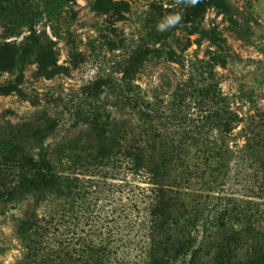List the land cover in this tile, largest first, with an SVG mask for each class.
<instances>
[{"label":"trees","instance_id":"trees-1","mask_svg":"<svg viewBox=\"0 0 264 264\" xmlns=\"http://www.w3.org/2000/svg\"><path fill=\"white\" fill-rule=\"evenodd\" d=\"M33 1L37 11L49 16L60 3ZM6 2L5 18L10 23L31 10V0ZM127 7L123 1H92L94 11L116 18H121ZM209 8L227 9L228 2L186 0L176 13L153 14L144 43L117 62L116 99L137 117L138 124L108 125L99 110L91 111L86 118V139H72L63 145L74 152L81 149L84 155L77 156L74 165L83 170L68 173L73 168L68 160L74 152L26 156L32 179L23 173L14 186L0 184L2 214L32 199L17 227L33 257L27 264H203L202 258L212 251L217 264L225 254L248 250L256 242V208L240 210L230 218L225 207V213L213 220L207 219L204 211L205 200L210 199L207 192L224 185L237 157L255 160L264 171V114L248 120L240 133L244 143L239 146L240 135L234 131L242 120L214 83L204 84L206 78L191 81L187 95L178 90L176 100L164 109L146 100L135 83L143 65L156 53L155 47L179 27L195 26ZM51 58L40 41L27 42L13 62L19 76L15 83L0 86V97L17 94L33 106L39 105L38 100L28 99L18 84L32 59L44 66ZM114 85L112 77L99 78L84 93L96 101ZM188 97L203 105L200 112L185 108ZM180 117L190 122L186 130L179 131L175 125ZM58 126L59 121L53 119L37 128L33 137L45 142ZM123 128L128 132L125 140L120 138ZM192 148L202 150V155L192 154ZM105 206L104 225L100 220ZM230 225L236 227L234 232L223 236L220 231H227Z\"/></svg>","mask_w":264,"mask_h":264},{"label":"rangeland","instance_id":"rangeland-1","mask_svg":"<svg viewBox=\"0 0 264 264\" xmlns=\"http://www.w3.org/2000/svg\"><path fill=\"white\" fill-rule=\"evenodd\" d=\"M31 1V10H23L22 17L10 23L5 18L7 2L0 0V86L16 82L19 68L13 62L27 42L40 41L52 56L44 66L32 59L18 84L24 95L38 100L39 105L33 106L17 94L0 97V184L4 186H14L23 173L32 179L26 156L74 152L63 145L72 139H86V118L91 111L99 110L108 125L138 124L137 117L116 99L120 74L114 69L117 62L144 43L153 14L176 13L186 0H115L128 4L121 18L94 11L93 0H60L50 16L37 11ZM227 2V9H207L195 26L170 32L155 47L156 53L143 65L135 83L146 100L164 109L176 100L178 90L187 95L192 90L191 81L206 78L204 84L214 83L217 91L231 100L232 109L242 120L234 131L240 135L236 136L237 143L242 146L240 133L245 124L251 117L264 114V0ZM39 8L42 10L41 5ZM109 77L114 78L115 85L105 89L99 100L92 101L85 95L87 86ZM194 100L188 97L185 108L196 114L203 105ZM53 119L59 121L56 133L45 142L37 141L34 131ZM175 125L179 131L191 126L181 117ZM127 136V130L121 129L120 138L125 140ZM190 151L202 155L197 148ZM79 155H84L81 149L67 159L68 166L73 167L68 173L83 170L74 165ZM229 175L221 188L207 192L210 199L205 200V217L213 220L225 213V207L230 218L248 207L257 209L256 242L248 250L225 254L217 264L264 261V171L255 160L237 157ZM27 200L15 210L0 211V264H27L33 258L17 234L20 219L32 206V199ZM102 211L100 223L105 225L108 207H102ZM235 228L230 225L220 232L230 236ZM214 254L212 251L203 257V264H215Z\"/></svg>","mask_w":264,"mask_h":264},{"label":"clouds","instance_id":"clouds-1","mask_svg":"<svg viewBox=\"0 0 264 264\" xmlns=\"http://www.w3.org/2000/svg\"><path fill=\"white\" fill-rule=\"evenodd\" d=\"M194 2H195V0H194Z\"/></svg>","mask_w":264,"mask_h":264}]
</instances>
